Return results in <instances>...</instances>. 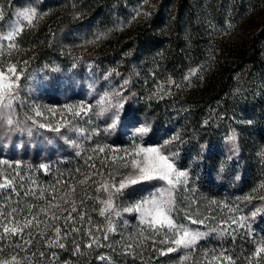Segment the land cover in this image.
<instances>
[{
  "label": "trees",
  "instance_id": "trees-1",
  "mask_svg": "<svg viewBox=\"0 0 264 264\" xmlns=\"http://www.w3.org/2000/svg\"><path fill=\"white\" fill-rule=\"evenodd\" d=\"M70 1L48 2L51 18L23 29L15 45L27 73L43 72L51 79L52 94L43 92L39 99L51 107L73 102L79 111L78 103L85 105L86 99L59 95L65 89L63 71L73 66L74 76L85 73L84 59L74 58L71 45L97 28L115 29L117 18L126 17L136 0H78L76 13H58ZM263 1L160 0L147 19L115 31L95 51L93 64L101 74L118 71L130 80L133 97L125 118L147 123L148 142H165L187 173V184L176 194L178 212L202 221L195 224L214 237L189 250L184 260L181 254L147 258V251L132 257L116 251L108 217L100 214L106 193L97 192L96 178L99 148L126 141L108 140L91 107L87 120L61 115L71 129L96 132L70 162L44 172L36 168L41 164L36 149L31 157L10 155L23 168L0 172V181L8 182L0 191V261L16 256L17 264H105L108 258L125 264H264V253L256 255L264 245V94H245L238 80L246 71L264 68V20L251 37L225 31L226 23L236 26ZM7 60L0 55V69ZM194 66L201 68L199 85L189 88L184 75ZM170 81L175 87L168 95L152 98L160 84ZM233 134L238 153L229 159L226 143ZM5 226L22 232L5 234Z\"/></svg>",
  "mask_w": 264,
  "mask_h": 264
},
{
  "label": "rangeland",
  "instance_id": "rangeland-1",
  "mask_svg": "<svg viewBox=\"0 0 264 264\" xmlns=\"http://www.w3.org/2000/svg\"><path fill=\"white\" fill-rule=\"evenodd\" d=\"M51 0H0V36L6 34L9 25L14 24L19 13L35 9L36 17L31 25L24 21L20 27L25 29L51 18V7L47 4ZM160 0H136L127 7L128 15L126 17H118L119 25L111 28L96 29L91 34H83L71 45L74 58L84 59L85 73L74 76L73 66H70L67 72L63 71L62 79L65 89L59 95L63 97L78 96L86 99L84 102L78 103L79 107L84 106L87 111L81 112L80 115L85 120L89 118L91 107H95V116L103 125V132L109 137L108 140H122L125 144H112L109 142L102 146V160H99V175L96 178L97 192L106 193L101 203V210L105 209L104 215L107 218L108 231L115 237V249L119 253L128 254L131 257L134 253L147 251V258L156 256H167L171 254H181L184 260L188 251L196 247L200 242L207 241L214 237L215 233L202 230V226H198L186 217L182 216L176 208V194L179 193L181 186L187 184L181 183L175 189H170L169 185L162 180L154 179L151 181H142L135 185H129L122 191L116 192L110 189L111 206L106 208V201L109 198V191L104 190V185L115 184L132 173L131 167H124V160H131V155L125 156L124 150L131 152L136 146L140 147H163L166 154L174 161L175 167L181 170L174 160V154L166 151V143L157 144L153 141L148 142V133L150 126L147 123L139 124L138 122L125 118L127 109L131 104L133 93L129 92L130 80L122 76L118 71H107L101 74L97 67L93 64L96 52L102 47L104 42L114 35L115 31H122L124 28H133L147 19L152 12L155 11ZM78 0H71L70 5L61 6L58 13L71 11L76 13ZM117 14V13H115ZM60 14H56L58 17ZM264 20V1L252 13L250 12L245 18L241 19L236 26L226 23L225 31H235L234 35L239 37H251V35L261 30L262 21ZM69 24H76L77 21H68ZM81 22V21H79ZM19 32V34L22 32ZM107 31V32H106ZM18 34V35H19ZM15 36V40L17 36ZM14 40V43H15ZM9 41L0 40V55L8 57L7 64L0 71L5 72L7 76L15 81L12 88V96L5 98L3 104H0V153L4 157H0V172L6 173L12 166L18 169L23 168L21 161L14 162L9 157L11 154L22 156L23 153L32 156L33 149L41 164L36 167L42 171H47L54 164H66L75 159L80 154L84 146L90 143L94 131L87 134L82 129H71L67 126L66 119L73 115L68 111L69 106L75 107V103L55 104L53 107L46 101L39 99L43 92L52 94L53 87L50 85V78L45 76L43 72L27 73L22 66L26 62L20 61V56L16 54L17 47L9 48ZM264 58V49H263ZM15 66L16 74L7 73L9 66ZM201 72L200 67H191L184 75V83L190 87H198L196 83L197 75ZM17 76L19 79L17 80ZM240 84L244 87L245 94L251 93L256 97L264 94V68L261 70L246 71L240 77ZM52 83V82H51ZM175 87L174 82H166L160 84L152 93V98L161 99L168 95L169 91ZM91 103H88L89 101ZM11 104L8 107V104ZM44 109H47L45 111ZM41 113L37 115L36 113ZM51 113V116H50ZM68 115L66 118L61 115ZM234 116L240 117L237 111ZM13 120L12 125H8L7 118ZM236 118V117H235ZM83 119V120H84ZM63 120V122H61ZM61 123V124H60ZM40 125H44L41 127ZM56 126V128H53ZM61 127V128H60ZM147 129L141 134L138 130ZM59 129V130H56ZM147 141V142H146ZM101 148V147H100ZM226 150L229 159H234L238 153L236 135L229 137L226 143ZM25 168V167H24ZM26 169V168H25ZM183 171V170H182ZM2 174V173H0ZM8 182L3 178L0 181V191L7 189ZM171 192V217L179 224L184 225L191 232H199L202 238L198 239L192 248H179L177 251L167 252L169 247H176L171 243H162L164 240H171L172 233L166 227L161 228L158 224H151L150 218L144 217L142 211H137V205L143 201H150L153 198L165 200L169 198ZM144 207H148L147 204ZM167 234V235H166ZM165 254H161V252ZM12 256H8L4 261L12 262ZM119 258L105 259V264H125L120 262ZM182 264H186L183 261Z\"/></svg>",
  "mask_w": 264,
  "mask_h": 264
},
{
  "label": "snow or ice",
  "instance_id": "snow-or-ice-1",
  "mask_svg": "<svg viewBox=\"0 0 264 264\" xmlns=\"http://www.w3.org/2000/svg\"><path fill=\"white\" fill-rule=\"evenodd\" d=\"M19 18L14 23L9 25V30L3 36H0V40L9 41V48H15V36L19 34L22 30L20 25L26 21L28 25L33 23V20L36 17L35 9H29L23 11L18 14ZM7 73H11L13 75L16 74L15 66H9L7 69ZM19 77L17 76V80ZM15 84V81H12L9 76L5 74V72L0 71V104H3L5 98H9L12 96V88ZM8 107L11 106L9 103ZM68 111L73 115H80L81 112H86L87 109L84 106H80L79 111H74L72 106H69ZM37 115L41 113L37 112ZM8 125L13 124V120L9 117L6 120ZM44 127V125H40ZM59 130V129H56ZM141 134L147 131L145 128H141L138 130ZM99 151L103 152L104 149L101 147ZM124 155H131V160H124V167H131L132 173L126 175L117 185L115 184H105L104 190L109 191V198L105 202L106 208L111 206V195L112 192L110 189H115L116 192L122 191L125 187L129 185H135L142 181H151L154 179L165 181L170 189H175L181 183L186 182L187 173L179 170L175 167L174 161L166 154L163 147H140L136 146L129 152L128 150H124ZM171 192H169V198L165 200L163 197L160 199L153 198L150 201H143L140 205H137L136 210L142 211L144 217L150 218L151 224H158L161 228L166 227L169 232L172 233L171 240L161 241L162 243H171L176 247H169L167 252L177 251L179 248L189 249L192 248L196 241L202 238V234L199 232H191L187 227L182 224L177 223L170 215L171 213ZM147 204L148 207H144ZM15 211V209L13 210ZM75 211V208H73ZM105 209L101 210V215H104ZM53 219L58 218L56 216L52 217ZM192 223H202V221L192 220ZM31 221H28L24 226H30ZM5 234L16 235L18 232H22V229L12 227L9 228L7 226L3 229ZM60 229L57 228L56 232L59 234ZM167 235V234H166ZM107 238V237H105ZM19 246V245H17ZM63 247V245H60ZM91 247V244L88 245ZM77 250H79V246H77ZM261 253H264V245H261L256 249V255L260 256ZM161 254H165L163 251ZM43 255V254H42ZM184 259H187L185 257ZM230 259V258H229ZM13 264H17V257L13 256L11 258ZM0 264H7L6 261H0Z\"/></svg>",
  "mask_w": 264,
  "mask_h": 264
}]
</instances>
